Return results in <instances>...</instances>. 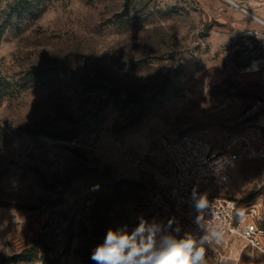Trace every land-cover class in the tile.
<instances>
[{"label":"rangeland","instance_id":"1","mask_svg":"<svg viewBox=\"0 0 264 264\" xmlns=\"http://www.w3.org/2000/svg\"><path fill=\"white\" fill-rule=\"evenodd\" d=\"M233 1L0 0V264H94L110 228L141 219L157 246L199 239L166 199L161 139L224 152L264 137V54L242 10L262 0ZM232 175L219 197L264 228V161ZM204 247L206 264H264L239 237Z\"/></svg>","mask_w":264,"mask_h":264},{"label":"built area","instance_id":"2","mask_svg":"<svg viewBox=\"0 0 264 264\" xmlns=\"http://www.w3.org/2000/svg\"><path fill=\"white\" fill-rule=\"evenodd\" d=\"M236 7H239L235 3ZM260 12L256 16L242 8L258 24L252 32L260 53L264 54V0L260 3ZM264 61V58H263ZM162 147L167 152L174 167L175 176L166 189L168 203L180 211L195 235L199 238L203 229L219 223L222 225L221 242L230 236L239 237L248 245L262 249L264 247V228L248 219L235 220L236 202L224 200L220 194L230 192L234 186L232 168L240 163L264 161V137L259 133H246L235 143L228 145L224 152L203 140L188 135L178 136L173 140L161 139ZM195 193V197L193 196ZM205 197L208 207L201 213L195 208L196 200ZM197 215L202 217L200 225Z\"/></svg>","mask_w":264,"mask_h":264},{"label":"clouds","instance_id":"3","mask_svg":"<svg viewBox=\"0 0 264 264\" xmlns=\"http://www.w3.org/2000/svg\"><path fill=\"white\" fill-rule=\"evenodd\" d=\"M207 207L205 197L196 200L198 213ZM201 219L197 215L195 222L198 226ZM171 223L170 220L169 225ZM159 231V225L148 224L144 219L131 232L110 228L102 242L95 246L90 259L94 264H206L204 245L219 240L223 229L221 224L215 223L203 229L204 234L199 239L191 234L181 238L166 236L157 246L156 236Z\"/></svg>","mask_w":264,"mask_h":264},{"label":"trees","instance_id":"4","mask_svg":"<svg viewBox=\"0 0 264 264\" xmlns=\"http://www.w3.org/2000/svg\"><path fill=\"white\" fill-rule=\"evenodd\" d=\"M42 238L44 240H42ZM39 245L42 246V248H44V250L46 249L47 252L50 250L49 243L46 242V235L45 234L41 237V240L39 241ZM51 262H52V264H55L54 261L51 259V257L48 256V253H47L46 257L41 259V264H51Z\"/></svg>","mask_w":264,"mask_h":264},{"label":"bare ground","instance_id":"5","mask_svg":"<svg viewBox=\"0 0 264 264\" xmlns=\"http://www.w3.org/2000/svg\"><path fill=\"white\" fill-rule=\"evenodd\" d=\"M226 1H228L229 3H231V4H233V5H236V4H235L236 2H234L233 0H226ZM252 17H254V16L252 15Z\"/></svg>","mask_w":264,"mask_h":264}]
</instances>
